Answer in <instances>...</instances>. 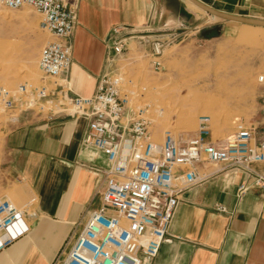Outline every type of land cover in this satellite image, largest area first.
Returning a JSON list of instances; mask_svg holds the SVG:
<instances>
[{"label": "built area", "instance_id": "2783aa9c", "mask_svg": "<svg viewBox=\"0 0 264 264\" xmlns=\"http://www.w3.org/2000/svg\"><path fill=\"white\" fill-rule=\"evenodd\" d=\"M24 5L35 8L50 35L38 57L41 83L20 82L15 89L0 85V109L11 115L37 111L85 118L83 145L103 153L108 162L99 185L101 205L90 213L61 264H148L169 234L183 191L210 177L200 169L206 164L243 174L237 196L252 186L264 188V170L258 169L264 166V137L253 126L240 123L233 132L215 137L211 116L201 114L192 134L167 128L158 141L148 116L150 104L131 105L118 58L137 39L150 46L152 67L161 71L168 42L150 37L152 27H113L105 39L107 70L94 94L80 96L69 78L76 7L70 0H0V10ZM258 80L264 83V74ZM33 204L32 196L25 209L0 199V253L29 232ZM216 210L227 212L223 205Z\"/></svg>", "mask_w": 264, "mask_h": 264}, {"label": "crops", "instance_id": "0c3cea01", "mask_svg": "<svg viewBox=\"0 0 264 264\" xmlns=\"http://www.w3.org/2000/svg\"><path fill=\"white\" fill-rule=\"evenodd\" d=\"M201 1L225 12L264 17V0ZM70 2L77 19L69 78L80 96L94 94L107 70L105 39L113 27H185L197 18L188 8L202 11L188 0ZM87 128L85 118L37 111L18 113L4 126L10 172L34 198L35 216L29 232L0 253V264H60L101 205L99 185L108 162L83 145ZM257 136L264 137V131ZM200 169L210 177L183 191L169 234L148 264H264V188L252 186L237 196L241 172L212 164Z\"/></svg>", "mask_w": 264, "mask_h": 264}, {"label": "rangeland", "instance_id": "374dc122", "mask_svg": "<svg viewBox=\"0 0 264 264\" xmlns=\"http://www.w3.org/2000/svg\"><path fill=\"white\" fill-rule=\"evenodd\" d=\"M188 9L197 17L192 23L160 26L150 34L168 42L161 71L152 67L147 55L150 46L137 39H131L132 49L118 58L117 70L124 75L123 86L131 105L150 104L148 116L158 141L167 128L192 134L201 114L211 116L215 137L233 132L240 123L253 126L261 134L264 83L258 77L264 74V28L226 21L202 9ZM40 20L41 15L30 5L0 10V85L15 89L20 82L41 83L38 57L50 35ZM218 25L222 26L220 32ZM206 95L219 99L217 109L203 107L202 96ZM15 116L17 113L0 109V199L7 198L25 209L31 196L14 180L5 155L4 126Z\"/></svg>", "mask_w": 264, "mask_h": 264}, {"label": "water", "instance_id": "95a60500", "mask_svg": "<svg viewBox=\"0 0 264 264\" xmlns=\"http://www.w3.org/2000/svg\"><path fill=\"white\" fill-rule=\"evenodd\" d=\"M193 2L196 6L204 10L205 12L217 16L221 19L226 21H233L238 22L241 24L251 25V26H258L264 28V18L255 17V16H245V15H238L229 12L222 11L214 6L208 5L201 0H189ZM220 25L217 26V31L220 32Z\"/></svg>", "mask_w": 264, "mask_h": 264}, {"label": "bare ground", "instance_id": "6f19581e", "mask_svg": "<svg viewBox=\"0 0 264 264\" xmlns=\"http://www.w3.org/2000/svg\"><path fill=\"white\" fill-rule=\"evenodd\" d=\"M189 1V0H188ZM191 2V1H190ZM192 4H194L193 2H191ZM195 5V4H194ZM196 6V5H195ZM198 7V6H197ZM199 8V7H198ZM201 9V8H200ZM213 16V15H212ZM214 17H217V16H214ZM219 18V17H218ZM243 25H246V24H243ZM247 26H251V25H247ZM252 27H258V26H252ZM259 28H262V27H259ZM188 95V94H187ZM204 97H205V103H204V108L205 109H217L218 107H219V105H218V100L219 99H217V98H215V97H210V96H202V98L204 99ZM182 99V98H181ZM184 101V100H183ZM182 101V102H183ZM204 101V100H203ZM180 102V101H179ZM175 105H177V104H175ZM180 105V104H179ZM170 106V105H169ZM180 107H181V105H180ZM167 108H169V107H167ZM171 108V107H170ZM178 108H179V106H178ZM173 109V108H172ZM180 110V109H179ZM179 113H180V111H179ZM179 115V114H178ZM190 119V118H189ZM191 120V119H190Z\"/></svg>", "mask_w": 264, "mask_h": 264}]
</instances>
